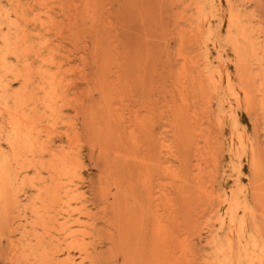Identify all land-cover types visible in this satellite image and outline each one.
I'll use <instances>...</instances> for the list:
<instances>
[{
  "label": "rangeland",
  "instance_id": "1",
  "mask_svg": "<svg viewBox=\"0 0 264 264\" xmlns=\"http://www.w3.org/2000/svg\"><path fill=\"white\" fill-rule=\"evenodd\" d=\"M0 264H264V0H0Z\"/></svg>",
  "mask_w": 264,
  "mask_h": 264
},
{
  "label": "bare ground",
  "instance_id": "2",
  "mask_svg": "<svg viewBox=\"0 0 264 264\" xmlns=\"http://www.w3.org/2000/svg\"><path fill=\"white\" fill-rule=\"evenodd\" d=\"M123 158V157H122ZM13 163V162H12ZM15 171V170H14ZM216 196V195H215Z\"/></svg>",
  "mask_w": 264,
  "mask_h": 264
}]
</instances>
